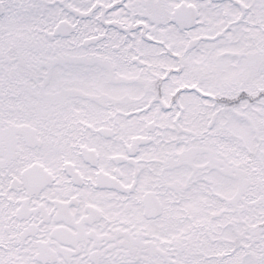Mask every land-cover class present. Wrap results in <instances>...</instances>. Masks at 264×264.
<instances>
[{"label":"snow or ice","instance_id":"6c2138e0","mask_svg":"<svg viewBox=\"0 0 264 264\" xmlns=\"http://www.w3.org/2000/svg\"><path fill=\"white\" fill-rule=\"evenodd\" d=\"M0 264H264V0H0Z\"/></svg>","mask_w":264,"mask_h":264}]
</instances>
